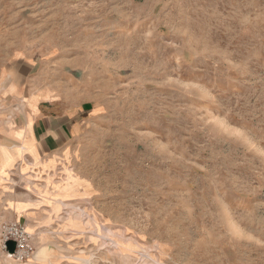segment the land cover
Segmentation results:
<instances>
[{
  "label": "rangeland",
  "instance_id": "374dc122",
  "mask_svg": "<svg viewBox=\"0 0 264 264\" xmlns=\"http://www.w3.org/2000/svg\"><path fill=\"white\" fill-rule=\"evenodd\" d=\"M0 264H264V0H0Z\"/></svg>",
  "mask_w": 264,
  "mask_h": 264
},
{
  "label": "crops",
  "instance_id": "0c3cea01",
  "mask_svg": "<svg viewBox=\"0 0 264 264\" xmlns=\"http://www.w3.org/2000/svg\"><path fill=\"white\" fill-rule=\"evenodd\" d=\"M18 79H25L34 72V65L27 59H17L13 67ZM29 108L24 113L20 126L24 142L35 148L43 156L58 155L78 139L85 130V124L93 117L94 109L77 103L66 109L59 107L57 100L28 101ZM87 104V103H86Z\"/></svg>",
  "mask_w": 264,
  "mask_h": 264
},
{
  "label": "built area",
  "instance_id": "2783aa9c",
  "mask_svg": "<svg viewBox=\"0 0 264 264\" xmlns=\"http://www.w3.org/2000/svg\"><path fill=\"white\" fill-rule=\"evenodd\" d=\"M13 228H15V235H17L18 237H19V240L17 241V254L18 253H20L22 250H24L25 248V246H24V232L23 231H17V228L16 227H13ZM16 241V240H15ZM22 258H23V256H22Z\"/></svg>",
  "mask_w": 264,
  "mask_h": 264
},
{
  "label": "water",
  "instance_id": "95a60500",
  "mask_svg": "<svg viewBox=\"0 0 264 264\" xmlns=\"http://www.w3.org/2000/svg\"><path fill=\"white\" fill-rule=\"evenodd\" d=\"M14 250H15L14 241H11V242H10L9 253H10V254H13V253H14Z\"/></svg>",
  "mask_w": 264,
  "mask_h": 264
},
{
  "label": "bare ground",
  "instance_id": "6f19581e",
  "mask_svg": "<svg viewBox=\"0 0 264 264\" xmlns=\"http://www.w3.org/2000/svg\"><path fill=\"white\" fill-rule=\"evenodd\" d=\"M7 257L10 259H13V256H10L9 254H7Z\"/></svg>",
  "mask_w": 264,
  "mask_h": 264
}]
</instances>
